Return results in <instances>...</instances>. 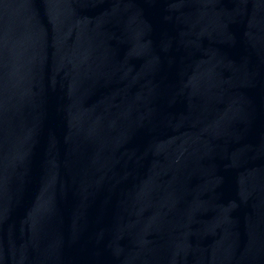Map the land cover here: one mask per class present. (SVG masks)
Returning <instances> with one entry per match:
<instances>
[{"label": "water", "instance_id": "obj_1", "mask_svg": "<svg viewBox=\"0 0 264 264\" xmlns=\"http://www.w3.org/2000/svg\"><path fill=\"white\" fill-rule=\"evenodd\" d=\"M0 264H264V0H0Z\"/></svg>", "mask_w": 264, "mask_h": 264}]
</instances>
